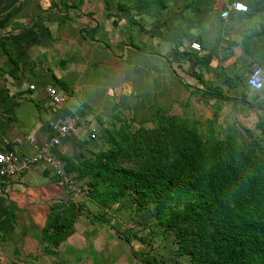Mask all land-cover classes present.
<instances>
[{"label": "crops", "instance_id": "crops-1", "mask_svg": "<svg viewBox=\"0 0 264 264\" xmlns=\"http://www.w3.org/2000/svg\"><path fill=\"white\" fill-rule=\"evenodd\" d=\"M232 1L246 5L248 12L220 18ZM193 40L199 42V53L189 49ZM53 49L66 59L104 61L116 70L122 68L119 63L134 62L131 71L138 80L147 78V84L166 73L153 67L155 59L178 83L181 75L193 77L187 91L202 116L199 121L226 130L225 135L233 127H247L252 114L264 110V87L256 94L235 90V82L244 81L254 65L264 70V0H0V150L31 154L75 115L66 105L68 96L59 108L45 103L44 89L52 81L39 88L38 70ZM125 86L132 88L128 82ZM180 105L175 101L169 112L179 116L174 110ZM75 135L52 152L78 163L75 152L94 139L86 136L84 142ZM64 195L40 166L2 180L0 225L14 224L29 210H39L43 224L50 209L65 202Z\"/></svg>", "mask_w": 264, "mask_h": 264}, {"label": "trees", "instance_id": "trees-1", "mask_svg": "<svg viewBox=\"0 0 264 264\" xmlns=\"http://www.w3.org/2000/svg\"><path fill=\"white\" fill-rule=\"evenodd\" d=\"M153 116L154 127L132 137L129 152L115 134L93 159L74 163L61 155L64 171L74 180L96 172L88 193L102 192L100 204L126 194L138 209L153 205L154 220L174 231L176 253L189 264H264V157L257 142H243L234 127L221 139H204L195 121L160 108ZM256 128L264 138V129ZM57 205L38 245L57 248L72 233L67 205Z\"/></svg>", "mask_w": 264, "mask_h": 264}, {"label": "rangeland", "instance_id": "rangeland-1", "mask_svg": "<svg viewBox=\"0 0 264 264\" xmlns=\"http://www.w3.org/2000/svg\"><path fill=\"white\" fill-rule=\"evenodd\" d=\"M50 52L38 70L39 88L52 81V86L60 84L67 89L66 105H72V113L83 121V127L76 129L78 139L85 142L87 126L95 129L94 140L81 145L79 154L75 152L79 161L93 159L108 149L106 141L115 134L129 152L126 145L135 146L132 137L140 130L154 127L156 108L169 112L175 101L181 105L175 106L174 112L189 121L197 120V129L204 139H221L226 133L199 121L202 116L197 115L194 98L185 88L193 85V77L181 75L182 81L179 79L178 83L156 59L153 67L166 73L147 84V78L138 80L131 71L136 67L134 62L126 66L119 63L122 68L116 70L104 61L96 63L87 58L88 63L83 58L66 59L60 50ZM127 82L132 88L124 87ZM235 85L237 92L256 94L242 80ZM146 87L149 96L144 94ZM257 125L264 129V110L252 114L247 127L235 128L243 142L255 140L260 146L258 154L264 157V138L260 137ZM96 177L94 172L83 179L72 178L74 189H64L65 202L59 204V209L67 205L66 213L73 218L74 225L72 233L57 248L38 245L40 231L48 221L47 216L42 224L44 216L39 210L21 213L14 224H1L0 264H189L187 257L176 253L174 231L164 229L154 220L153 205L138 209L126 194L112 204H100L102 192L99 197L90 198L87 181Z\"/></svg>", "mask_w": 264, "mask_h": 264}, {"label": "built area", "instance_id": "built-area-1", "mask_svg": "<svg viewBox=\"0 0 264 264\" xmlns=\"http://www.w3.org/2000/svg\"><path fill=\"white\" fill-rule=\"evenodd\" d=\"M239 6V7H238ZM230 12L246 14L247 6L239 1H232L227 8L220 13V18L225 19ZM189 49L199 53L200 45L197 40L189 44ZM244 83L252 91L258 92L264 87V70L259 65H254L245 76ZM32 85L28 90H33ZM45 103L51 107L59 108L67 100L64 90L58 86H46L44 89ZM83 127V121L77 115L68 117L56 126L54 133L47 139L45 145L37 148L31 154H18L11 150H0V181L13 180L19 178L24 172L31 167L40 166L50 176L54 177L58 184L64 188L74 189V181L69 173L64 171V163L58 154L53 153L61 140L76 132L77 128ZM87 137L89 140L95 138V129L87 126Z\"/></svg>", "mask_w": 264, "mask_h": 264}, {"label": "clouds", "instance_id": "clouds-1", "mask_svg": "<svg viewBox=\"0 0 264 264\" xmlns=\"http://www.w3.org/2000/svg\"><path fill=\"white\" fill-rule=\"evenodd\" d=\"M239 7V6H238Z\"/></svg>", "mask_w": 264, "mask_h": 264}]
</instances>
